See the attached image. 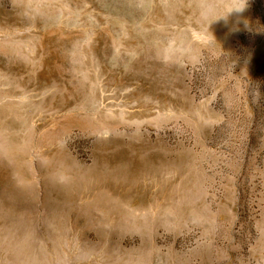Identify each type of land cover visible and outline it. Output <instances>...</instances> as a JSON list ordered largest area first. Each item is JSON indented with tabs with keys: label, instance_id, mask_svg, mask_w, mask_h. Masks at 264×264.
Returning a JSON list of instances; mask_svg holds the SVG:
<instances>
[{
	"label": "rangeland",
	"instance_id": "374dc122",
	"mask_svg": "<svg viewBox=\"0 0 264 264\" xmlns=\"http://www.w3.org/2000/svg\"><path fill=\"white\" fill-rule=\"evenodd\" d=\"M0 264H264V0H0Z\"/></svg>",
	"mask_w": 264,
	"mask_h": 264
}]
</instances>
